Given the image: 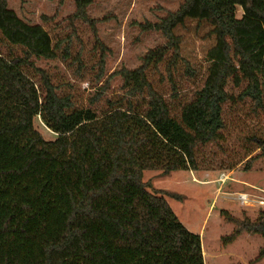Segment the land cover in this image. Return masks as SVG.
Masks as SVG:
<instances>
[{
    "label": "trees",
    "instance_id": "1",
    "mask_svg": "<svg viewBox=\"0 0 264 264\" xmlns=\"http://www.w3.org/2000/svg\"><path fill=\"white\" fill-rule=\"evenodd\" d=\"M74 1V16L92 21L93 0ZM187 20L209 22L215 44L202 86L178 101V87L161 93L149 71L173 46L172 80L180 56L174 29ZM156 25L167 44L77 99L38 63L69 58L70 38L52 36L0 0V264H205L201 236L166 198L182 196L153 187L144 172L200 170L199 147L224 139L228 103L264 109V0H182ZM74 62L83 67L80 57ZM104 75L100 61L98 83ZM116 77L120 92L107 96ZM37 117L54 139L36 128ZM250 140L264 153L262 136ZM228 219L236 225L229 238L264 237L262 218Z\"/></svg>",
    "mask_w": 264,
    "mask_h": 264
},
{
    "label": "rangeland",
    "instance_id": "2",
    "mask_svg": "<svg viewBox=\"0 0 264 264\" xmlns=\"http://www.w3.org/2000/svg\"><path fill=\"white\" fill-rule=\"evenodd\" d=\"M181 2L93 0L87 12L93 19L84 21L74 16V0H8L9 7L26 21L42 24L52 36L64 41L70 38L69 58L64 59L59 53L56 58H41L38 63L52 74L56 84L67 82L63 87L77 99L87 98L114 72L138 67L147 52L167 44L166 36L156 24ZM241 14L240 9L238 16ZM210 30L209 22L198 24L196 20H187L174 29L180 56L173 69V81L167 72L173 46L158 69L149 71L150 80L161 93L170 95L175 84L179 89L177 100L185 101L202 86L210 64L208 51L215 44ZM77 56L83 63L81 69L74 62ZM100 61L105 75L98 83ZM187 67L194 70L193 75L187 72ZM80 75L84 78L78 79ZM121 83L120 78L111 79L107 96L120 92ZM229 89L239 93L230 86ZM224 117L227 123L224 139L199 147L200 170L181 169L165 175L161 169H152L145 170L143 178L155 188L182 196L166 198L179 219L201 236L205 264H264V257H259L264 237L244 231L229 238L236 225L228 219L232 216L252 222L264 220V204L256 201L247 204L237 198L238 192H249L252 199L264 196V153L250 140L253 135L264 138V109L255 113L251 101L233 102L225 106ZM35 126L46 139L57 136L40 117L36 118ZM251 156L254 159L248 161Z\"/></svg>",
    "mask_w": 264,
    "mask_h": 264
},
{
    "label": "built area",
    "instance_id": "3",
    "mask_svg": "<svg viewBox=\"0 0 264 264\" xmlns=\"http://www.w3.org/2000/svg\"><path fill=\"white\" fill-rule=\"evenodd\" d=\"M221 180H225L224 178H221ZM262 197V198H261ZM237 198L243 203L247 204H254V202H260L261 204H264V196H258V199H252V196L249 192H238Z\"/></svg>",
    "mask_w": 264,
    "mask_h": 264
},
{
    "label": "crops",
    "instance_id": "4",
    "mask_svg": "<svg viewBox=\"0 0 264 264\" xmlns=\"http://www.w3.org/2000/svg\"><path fill=\"white\" fill-rule=\"evenodd\" d=\"M221 189H222V186H221Z\"/></svg>",
    "mask_w": 264,
    "mask_h": 264
}]
</instances>
